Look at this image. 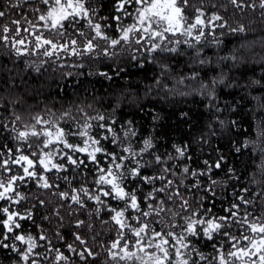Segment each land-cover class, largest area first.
<instances>
[{"label":"snow or ice","instance_id":"6c2138e0","mask_svg":"<svg viewBox=\"0 0 264 264\" xmlns=\"http://www.w3.org/2000/svg\"><path fill=\"white\" fill-rule=\"evenodd\" d=\"M30 3L35 4V0H8L7 7L0 9V48L16 58H47L36 66L37 72L49 62L56 66L53 71L84 68L86 57L96 59L102 54L111 59L122 53H131V59L143 68L145 62L159 63L169 56L191 55L185 49L194 50L198 58L195 62L203 66L211 62L203 55V45L221 43L217 28L245 32L243 24L230 27L219 12L208 14L204 0H199L194 15L187 11L193 7L191 0H113L109 15L102 14L104 5L99 0H40L44 9L25 10L24 6ZM227 5L235 9L236 15L245 9L255 12L257 6L264 9V0H258V5L257 0H227ZM227 5L212 7L227 11ZM129 20L131 23H126ZM62 53L64 58L77 60L64 63ZM220 59L235 61L236 56ZM168 70V65H161L162 73ZM64 75L70 77L72 73ZM98 75L112 78L106 72ZM198 75L194 69L192 75L181 76L175 83L182 86ZM156 83L160 84V79ZM259 83L254 81L253 85ZM217 84H224V79L201 81L200 89L201 94L208 96V105L220 112L223 109L215 103ZM161 87L168 89L166 83ZM217 119L224 126V121ZM32 120L22 129L15 127L21 121L18 115L11 128L0 122V139L4 141L0 143V251L12 255L14 264H264V212L256 214L252 210L254 197L264 200V188L252 196L248 195V187L234 193L224 215L210 214L212 210L204 207V196L195 202L188 198L197 193L217 195L216 188L223 184L213 173L223 168L224 155L215 161L204 160V168L199 170L178 166L176 161L191 158L186 156L187 145L176 147L178 155L167 159L151 151V138L145 139L137 150L132 121L125 126L99 112L90 115L83 108L79 109V116H74L71 109L59 116L49 110L46 116L36 115ZM261 124L264 121L257 123L256 141L233 144L236 153L249 144H264ZM211 134L215 135V131ZM200 139L207 143L205 137ZM106 143L112 146L111 150ZM259 152L264 155V147ZM89 164L95 169L91 187L87 186ZM70 171L73 176L67 174ZM227 172L234 175L231 168ZM48 173H54L56 178ZM76 175L85 178L79 187L71 186ZM61 179L71 186L70 191L58 190L57 181ZM30 182L56 196L57 202L42 198V192L36 203L21 211L19 206L29 196L20 189L27 188ZM63 201L69 203L65 205ZM89 201L96 205L94 211L88 209ZM49 204L51 211L42 219L52 226L53 235L49 236L47 229L33 235L22 222L34 223V209L47 208ZM73 204L86 210L88 219L76 218L66 225L61 209L67 207L69 215L74 216ZM177 204L180 211H174ZM102 210L108 213L107 218L101 216ZM65 227L73 229L70 243L62 232ZM107 231H113L115 238L104 242L99 238ZM200 241L210 244L214 254L201 251L197 246Z\"/></svg>","mask_w":264,"mask_h":264},{"label":"trees","instance_id":"16d2710c","mask_svg":"<svg viewBox=\"0 0 264 264\" xmlns=\"http://www.w3.org/2000/svg\"><path fill=\"white\" fill-rule=\"evenodd\" d=\"M99 2L104 5L103 15L112 13L113 0H99ZM7 3L8 0H0V9L7 7ZM191 4L193 7L187 11L194 15L195 7L200 6L199 0H191ZM204 4L208 14L219 12L230 27L243 24L245 32L233 33L228 27L217 28L216 34L221 43L203 45V55L211 61L203 66L195 62L198 58L194 50L185 49L191 55L169 56L160 59L159 63L145 62L143 68L131 59V53H122L111 59L102 54L96 59L86 57L84 68L66 67L56 68L53 71L56 66L49 62L37 72L36 66L47 58L39 56L16 58L10 55L7 49L0 48V122L9 124L11 128L12 121L18 115L21 121L16 122L15 127L22 129L24 124L33 122L34 116H46L49 110L59 116L71 109L74 116H79V109L83 108L90 115L99 112L125 126L128 121H132V127L137 133L133 140L137 150L143 147L145 139L151 138L154 145L151 151L167 159L169 155L173 157L178 155L175 151L176 147L183 148L187 145L186 156L191 158H181L176 161L178 166L187 165L199 170L204 168V160L215 161L222 154L226 158L225 164L221 170L213 173L223 184L222 187L216 188L217 195L213 197L211 193H197L196 196H188V198L195 202L204 196V207L212 210L210 214L224 215V209L233 201L234 193L248 187L251 190L248 195L252 196L264 188V168H261L264 164V155L259 152V148L264 147V144L259 142L249 144L248 148H242L241 153H236L233 148V144L239 146L256 141L257 123L264 121V17L261 16L264 9L257 6L255 12L245 9L244 13L234 15L235 9L227 5V0H204ZM213 4H225L227 11L224 8H213ZM33 7L44 9L45 6L39 0H35V4H26L24 9L30 10ZM29 15L30 18H35L30 11ZM12 18L15 16L13 15ZM4 22H8L7 18ZM208 39L210 41L211 37ZM233 55L236 56L235 61L220 59ZM61 56L64 63L77 60L76 57L64 58L63 53ZM164 64L168 65L169 70L162 73L161 65ZM194 69L199 73L196 80H186L184 85H176L177 79L192 75ZM66 72H71L72 76L66 77L64 75ZM100 72H106L112 78L109 80L98 75ZM213 78L224 79V84L216 86L218 99L215 103L223 109L220 112H217L214 106L208 105L206 94H201L200 82L209 83ZM157 79H160V84L156 83ZM254 81L260 83L253 85ZM165 83L170 91L161 87V84ZM89 104L91 108L88 107ZM182 113L187 115L182 117ZM217 118L224 121V126L220 125ZM232 121L236 123L233 124ZM212 130L215 131V135L211 134ZM4 135H7V132ZM202 136L207 143L201 142ZM3 142L0 139V143ZM8 143L11 146L12 142L8 141ZM105 146L111 150V145L106 143ZM99 158L103 159V157ZM147 158L146 156L145 159ZM229 168L234 170V175L227 172ZM94 170V166L89 164L87 169L89 187L93 183ZM147 171L151 172V169ZM67 174L74 175L71 171ZM48 175L53 179L56 178L54 173ZM59 175L63 176L64 173ZM84 179L83 176L76 175L71 186L79 187L84 183ZM57 183L60 185L59 191H70L71 186L62 179ZM20 190L29 196V199L19 206L21 211L36 203L37 195L42 192L44 193L42 198L52 203L57 202L56 196L50 195L43 189H37L32 182L27 188L22 187ZM147 190V187L143 189L145 192ZM254 199L255 206L252 210L256 214L264 212V200L259 197ZM61 203L67 205L69 201ZM51 207V204L47 208L36 207L35 222L23 221L25 229L33 235H38L42 229H47L49 236H52V226L42 219L46 212L51 211ZM95 207L93 202H88L89 210L94 211ZM72 209L75 211L74 216L69 215L67 207L61 209L66 225L74 222L76 218L88 219L86 210L78 209L75 204L72 205ZM174 211H180L178 204L174 207ZM101 216L107 218L108 213L102 210ZM176 219L179 220V217ZM97 230H100L98 222ZM72 231L71 227L62 229L69 243L72 242ZM114 238L115 233L107 231L99 239L109 242ZM53 243L60 246V242L55 239ZM197 246L206 255L214 254L210 244L205 241H200ZM97 250L102 252L99 248ZM38 251L43 252V249ZM12 263L14 257L0 251V264ZM44 264H48V261H44Z\"/></svg>","mask_w":264,"mask_h":264},{"label":"rangeland","instance_id":"374dc122","mask_svg":"<svg viewBox=\"0 0 264 264\" xmlns=\"http://www.w3.org/2000/svg\"><path fill=\"white\" fill-rule=\"evenodd\" d=\"M37 1V0H36ZM40 1V0H39ZM12 264H14V263H12Z\"/></svg>","mask_w":264,"mask_h":264}]
</instances>
